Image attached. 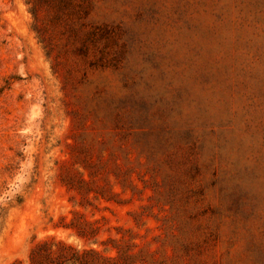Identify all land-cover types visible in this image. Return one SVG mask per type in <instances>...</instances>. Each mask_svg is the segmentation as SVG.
I'll return each instance as SVG.
<instances>
[{
  "label": "rangeland",
  "instance_id": "obj_1",
  "mask_svg": "<svg viewBox=\"0 0 264 264\" xmlns=\"http://www.w3.org/2000/svg\"><path fill=\"white\" fill-rule=\"evenodd\" d=\"M76 254L264 264V0H0V264Z\"/></svg>",
  "mask_w": 264,
  "mask_h": 264
},
{
  "label": "trees",
  "instance_id": "obj_2",
  "mask_svg": "<svg viewBox=\"0 0 264 264\" xmlns=\"http://www.w3.org/2000/svg\"><path fill=\"white\" fill-rule=\"evenodd\" d=\"M84 256L89 257L91 260H93V259L96 261L101 260L103 263L105 261L112 262V260H113L111 257L102 256L100 253H98L96 251L84 252L83 258H84ZM81 258H82V255L76 254L75 258L73 260H71V263L72 264H82V261H80ZM86 263H87L86 260L83 261V264H86ZM91 263H93V262H91Z\"/></svg>",
  "mask_w": 264,
  "mask_h": 264
}]
</instances>
